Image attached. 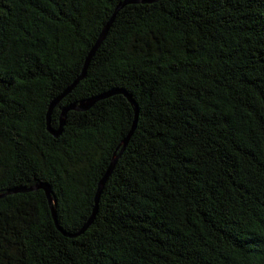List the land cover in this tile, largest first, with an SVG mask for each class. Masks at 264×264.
<instances>
[{"label":"trees","instance_id":"1","mask_svg":"<svg viewBox=\"0 0 264 264\" xmlns=\"http://www.w3.org/2000/svg\"><path fill=\"white\" fill-rule=\"evenodd\" d=\"M0 264H264V0H0Z\"/></svg>","mask_w":264,"mask_h":264},{"label":"water","instance_id":"2","mask_svg":"<svg viewBox=\"0 0 264 264\" xmlns=\"http://www.w3.org/2000/svg\"><path fill=\"white\" fill-rule=\"evenodd\" d=\"M135 1H140V0H135ZM112 20H110L106 26V28L104 29V31L102 32L101 34V37H100V40L103 38V36L105 35L106 31H107V28L109 27L110 23H111ZM100 42H98L95 46H94V49L91 51L90 55L88 56V59L85 63V66L82 70V73L80 74V76L74 81V83L72 85H70L64 92L62 95L58 96L57 98H55L50 107H49V110H48V113H47V129L49 130V132L54 135L55 137H58L61 132H62V127L64 126L65 124V115L67 113V111H69L70 109H77V110H83V109H86L87 107H89L93 100H96L98 98H101V97H104V96H108V94H104L102 96H99L95 99H92L90 101H87V102H81L79 104H72L70 106H65V107H62L61 109V113H60V122H59V125L57 128H53L50 124V116H51V111L52 109L54 108V106L57 104V102L64 96L66 95L68 92H70L72 90V88L76 85V83L78 82V80H80L81 78H83L85 76V71H86V68L88 66V62L89 60L91 59V55L93 54L94 50L97 48L98 44ZM123 92V91H122ZM129 97V96H128ZM130 98V97H129ZM131 100V99H130ZM135 120L136 118L134 119V122L132 124V129L131 131L128 133V136L125 138L124 140V143L128 140L131 132L133 131L134 127H135ZM120 154V153H119ZM119 154H117L116 156H114L111 161H110V164L105 172V174L103 175L102 179L99 181L98 183V188H97V191H96V195H95V205H94V208H93V211H92V214L90 216V220L89 222L92 220V218L94 217L95 213H96V210H97V203H98V200H99V197H100V194H101V190H102V186L104 185L105 181L107 180L108 176L110 175L118 157H119ZM42 188L45 190L46 192V195L48 197V201L49 203L51 204L52 203V197H51V188L49 185H42ZM27 189L25 188H20V189H13L12 191H26ZM11 191V192H12ZM51 209H52V213H53V217L55 218L56 216V213H55V209L53 206H51Z\"/></svg>","mask_w":264,"mask_h":264}]
</instances>
